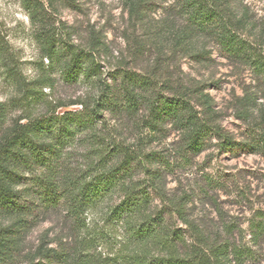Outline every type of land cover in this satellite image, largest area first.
Masks as SVG:
<instances>
[{"label": "rangeland", "instance_id": "obj_1", "mask_svg": "<svg viewBox=\"0 0 264 264\" xmlns=\"http://www.w3.org/2000/svg\"><path fill=\"white\" fill-rule=\"evenodd\" d=\"M227 2L243 17L239 33L264 59V0ZM180 6L181 0H0V32L10 49L0 58V132L24 115L78 110L83 103L95 107L101 80L122 97L123 73L136 72L147 77V97L155 89L186 93L220 132L245 144L223 150L221 138L211 135L193 154L184 149L188 130L179 124L152 130L143 122L145 109L105 107L94 129L64 149L69 169L93 168L100 154L116 164L122 145L154 153L156 160L140 158L156 174L138 169L133 175L134 184L149 187V213L161 210L170 225L188 229L175 211L174 202H181L185 216L197 225L219 231L234 224L248 233L256 212L264 210V73L251 59L228 55L215 35L192 33ZM46 31L90 52L99 73L74 82L63 79L59 68L67 59L52 66L45 55ZM13 65L20 69L18 81L7 70ZM20 78L40 90L34 107L13 102L22 94ZM200 94L210 96V108ZM120 199L114 196L77 219L65 205L40 208L22 221L0 211V228H11L18 237L10 258L0 254V264H121L127 233L106 218Z\"/></svg>", "mask_w": 264, "mask_h": 264}, {"label": "trees", "instance_id": "obj_2", "mask_svg": "<svg viewBox=\"0 0 264 264\" xmlns=\"http://www.w3.org/2000/svg\"><path fill=\"white\" fill-rule=\"evenodd\" d=\"M179 10L192 33L215 35L228 55L249 58L260 73H264V59L239 33L245 25L243 17H238L227 0H181ZM58 36L55 32L44 33L45 55L52 66L56 60L60 63L67 59V63L59 68L63 79L74 82L80 77L93 78L99 73L100 65L90 52ZM9 50L0 32V58ZM7 70L18 81L20 69L13 65ZM19 80L22 94L13 102L34 107L41 101L40 90L32 82L23 78ZM148 83L145 76L125 72L122 75V97L101 80L95 107L89 108L83 103L78 110L24 115L6 132H0V211L22 221L40 208L65 205L77 219L119 196L120 201L108 208L106 218L122 225L127 233L128 243L120 249L121 264L260 263L264 260L262 209L250 222L248 233H242L244 230L234 224H226L219 231L197 225L185 216L181 202H174L175 211L187 222L188 229L170 225L161 210L149 213L152 202L149 187L134 184L133 175L138 169L155 173L149 166L141 165L140 158L143 155L156 160L154 153L144 154L122 145L116 154H120L121 159L116 164L111 165L108 158L100 154L93 168L76 173L69 169L64 149L78 135L94 129L99 110L105 107L115 110L125 106V110L133 113L145 109L143 122L152 130L167 122L179 124L188 130L184 149L193 154L202 151L213 135L221 138L219 146L223 150H237L245 144L220 132L217 125L200 114L186 93L168 95L155 89L147 97L145 92L151 89ZM200 96L210 108V96ZM262 121L264 123V116ZM261 148L264 151V133ZM136 162L140 165L133 166ZM21 184L25 185L24 189L18 188ZM17 239L15 230L0 228V254L10 258L9 251L17 246Z\"/></svg>", "mask_w": 264, "mask_h": 264}]
</instances>
